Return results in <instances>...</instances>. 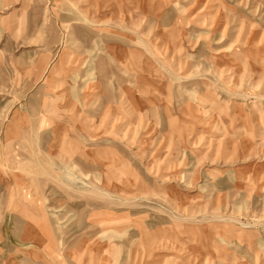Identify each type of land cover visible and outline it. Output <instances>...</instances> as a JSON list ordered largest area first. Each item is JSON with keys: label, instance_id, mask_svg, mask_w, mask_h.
Listing matches in <instances>:
<instances>
[{"label": "rangeland", "instance_id": "374dc122", "mask_svg": "<svg viewBox=\"0 0 264 264\" xmlns=\"http://www.w3.org/2000/svg\"><path fill=\"white\" fill-rule=\"evenodd\" d=\"M1 227L0 264H264V0H0Z\"/></svg>", "mask_w": 264, "mask_h": 264}, {"label": "crops", "instance_id": "0c3cea01", "mask_svg": "<svg viewBox=\"0 0 264 264\" xmlns=\"http://www.w3.org/2000/svg\"><path fill=\"white\" fill-rule=\"evenodd\" d=\"M8 232H11V231H7V230H4L3 227L0 228V239H7V234ZM5 249V252L7 253V248H4ZM2 250V249H1ZM2 263V262H0ZM11 264V263H10Z\"/></svg>", "mask_w": 264, "mask_h": 264}]
</instances>
